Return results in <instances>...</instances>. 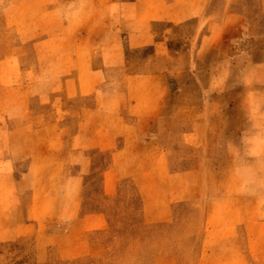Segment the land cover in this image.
Returning <instances> with one entry per match:
<instances>
[{
  "label": "rangeland",
  "instance_id": "obj_1",
  "mask_svg": "<svg viewBox=\"0 0 264 264\" xmlns=\"http://www.w3.org/2000/svg\"><path fill=\"white\" fill-rule=\"evenodd\" d=\"M201 4L187 17L173 0H0V264H264V0ZM96 92L130 124L137 101L157 119L177 226L145 229L133 182L103 200L110 155L90 153L86 210L108 215L93 238L112 257L43 261L24 222L44 220L48 155L26 128L69 139Z\"/></svg>",
  "mask_w": 264,
  "mask_h": 264
},
{
  "label": "crops",
  "instance_id": "obj_2",
  "mask_svg": "<svg viewBox=\"0 0 264 264\" xmlns=\"http://www.w3.org/2000/svg\"><path fill=\"white\" fill-rule=\"evenodd\" d=\"M173 1L187 2L190 5L187 17H192L205 11L201 3L210 0ZM112 102L109 103V98L100 99L96 92L95 105L82 111L77 132L69 139H64L55 124L37 129L24 127L27 146L36 131L40 135L42 132L41 148L43 154L48 155L46 162L42 160L48 170L43 173L41 192L44 220L24 222L26 230L34 236L32 246L40 251L43 261L51 257L100 258L106 252L108 260L112 257L110 250L106 251L101 241L94 242L93 238L109 230L108 215L103 210H86L85 180L93 170L90 153L110 155V165L101 185L103 200L117 197L123 183L133 182L140 198V219L144 228L160 230L177 226L173 202L178 199V176L170 171V157L157 141V119L148 117L151 111L139 109L137 101L130 107L136 123L130 124L123 116L122 106ZM28 158L34 161L32 151ZM56 160L57 163L50 162L49 166L48 161ZM47 211L50 214L47 215ZM176 257L160 253L155 264Z\"/></svg>",
  "mask_w": 264,
  "mask_h": 264
}]
</instances>
